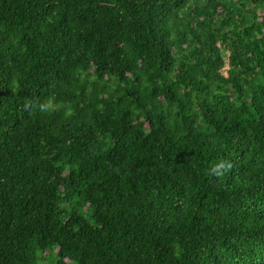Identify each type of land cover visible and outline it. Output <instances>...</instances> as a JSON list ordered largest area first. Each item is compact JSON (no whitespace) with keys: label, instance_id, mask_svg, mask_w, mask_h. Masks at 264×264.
<instances>
[{"label":"trees","instance_id":"trees-1","mask_svg":"<svg viewBox=\"0 0 264 264\" xmlns=\"http://www.w3.org/2000/svg\"><path fill=\"white\" fill-rule=\"evenodd\" d=\"M0 264H264V0H0Z\"/></svg>","mask_w":264,"mask_h":264},{"label":"clouds","instance_id":"clouds-1","mask_svg":"<svg viewBox=\"0 0 264 264\" xmlns=\"http://www.w3.org/2000/svg\"><path fill=\"white\" fill-rule=\"evenodd\" d=\"M23 107L26 111L31 112V110L35 109L42 114H49L55 110V104L52 100H45L44 102L27 101ZM231 168L232 164L230 161L221 160L212 165L208 170V175L220 179L227 174Z\"/></svg>","mask_w":264,"mask_h":264},{"label":"rangeland","instance_id":"rangeland-1","mask_svg":"<svg viewBox=\"0 0 264 264\" xmlns=\"http://www.w3.org/2000/svg\"><path fill=\"white\" fill-rule=\"evenodd\" d=\"M52 253V252H51ZM54 256V255H53ZM54 258H55V256H54Z\"/></svg>","mask_w":264,"mask_h":264}]
</instances>
